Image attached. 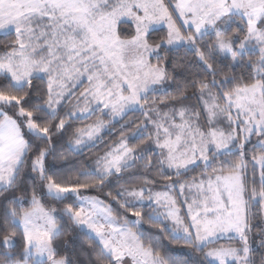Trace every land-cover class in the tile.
<instances>
[{"label": "snow or ice", "instance_id": "snow-or-ice-1", "mask_svg": "<svg viewBox=\"0 0 264 264\" xmlns=\"http://www.w3.org/2000/svg\"><path fill=\"white\" fill-rule=\"evenodd\" d=\"M0 264H264V0H0Z\"/></svg>", "mask_w": 264, "mask_h": 264}, {"label": "trees", "instance_id": "trees-1", "mask_svg": "<svg viewBox=\"0 0 264 264\" xmlns=\"http://www.w3.org/2000/svg\"><path fill=\"white\" fill-rule=\"evenodd\" d=\"M160 35H162L163 33L161 32V33H159ZM106 139H107V137H105ZM117 137H113V139H116ZM95 194V193H94ZM183 209H182V213H183Z\"/></svg>", "mask_w": 264, "mask_h": 264}]
</instances>
